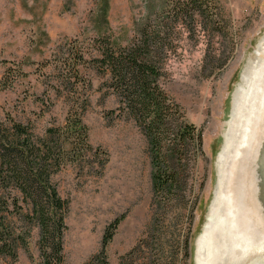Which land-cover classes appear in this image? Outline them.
<instances>
[{
  "label": "rangeland",
  "instance_id": "1",
  "mask_svg": "<svg viewBox=\"0 0 264 264\" xmlns=\"http://www.w3.org/2000/svg\"><path fill=\"white\" fill-rule=\"evenodd\" d=\"M180 1L0 0V120L9 115L42 133L64 123L71 93L87 94L88 140L107 156L101 173L99 159L88 153L51 175L68 199L63 264L95 253L105 227L120 216L104 247L115 264L150 221L155 205L145 136L136 120L118 114L119 96L90 57L107 43H133L141 29L156 25L164 49L160 85L202 134L176 203L167 260L189 263L190 237L193 264H264V0H214L218 11L211 15L175 13ZM76 51L82 58L74 62ZM250 60L233 118L234 92ZM226 133L220 207L205 232ZM37 231L14 259L0 255V264H39Z\"/></svg>",
  "mask_w": 264,
  "mask_h": 264
},
{
  "label": "trees",
  "instance_id": "2",
  "mask_svg": "<svg viewBox=\"0 0 264 264\" xmlns=\"http://www.w3.org/2000/svg\"><path fill=\"white\" fill-rule=\"evenodd\" d=\"M179 4L175 13L182 15L195 10L208 15L218 11L214 0H184ZM159 30L158 25L141 29L133 43H107L90 57L108 78L107 86L119 96L118 114L123 112L139 125L150 162L151 205L155 207L146 228L115 264H172L165 250L178 217L176 203L183 197L193 154L202 142L200 130L184 118L180 104L160 85L164 49ZM71 57L80 61L82 54L76 51ZM72 76L76 78V70ZM69 102L64 123L50 125L42 133H34L28 124L9 115L0 120V255L14 259L18 249L27 247L31 230L37 227L39 264H63L68 199L58 193L51 175L67 161L79 165L88 153L99 159L101 173L107 159L105 151L89 143L82 120L88 95L71 93ZM170 211L174 212L168 215ZM119 218L109 222L99 249L81 264H112L104 247ZM184 241L189 247V263L184 264H193L190 237Z\"/></svg>",
  "mask_w": 264,
  "mask_h": 264
},
{
  "label": "bare ground",
  "instance_id": "3",
  "mask_svg": "<svg viewBox=\"0 0 264 264\" xmlns=\"http://www.w3.org/2000/svg\"><path fill=\"white\" fill-rule=\"evenodd\" d=\"M256 61V60H254ZM262 61V60H261ZM253 62L252 60L249 61V63L247 64V67L245 68V70L243 71V74L241 76V84L236 88L235 92H234V106H233V110H232V117L234 118V116H236V113H237V110L240 106V99H241V94L243 96V93L245 92V88H244V85H246L247 81H248V75L250 71V68L253 67ZM254 70V69H253ZM252 71V70H251ZM253 72V71H252ZM257 79V78H256ZM251 80V79H250ZM249 82V81H248ZM248 84V83H247ZM255 84V83H254ZM253 84V86H254ZM247 86V85H246ZM250 86V85H249ZM252 86V85H251ZM253 88V87H252ZM249 92V90H248ZM248 94V93H247ZM246 97V96H245ZM243 98V97H242ZM252 98V97H251ZM242 101V100H241ZM232 118V119H233ZM245 119V118H244ZM233 122V121H232ZM229 133H226L225 135V144L223 146V149L221 151V153H219V157H218V160H217V169H218V181H217V189L215 191V195H214V200L210 206V214H209V221L207 222V225H206V230L205 232L210 228V225L211 223L213 222L214 220V217L216 216V213H218V210H219V207H220V199H221V185H222V177H223V163H224V159H226V155L228 153V150H229V147H230V140H229ZM226 162V161H225ZM227 171V169H226ZM224 176H225V173H224ZM225 179V178H224ZM223 187V186H222ZM227 211V210H226ZM225 216V215H224ZM218 217H216V220H217ZM222 220V219H221ZM220 220V221H221ZM212 221V222H210ZM217 223V222H216ZM204 231V230H203ZM204 236H200L198 241H199V246L201 245L202 243V238ZM203 244V243H202ZM199 248V247H198ZM202 250V249H200ZM205 252V251H204ZM203 252V254H205ZM215 257V256H214ZM205 259V258H204ZM215 262V261H214Z\"/></svg>",
  "mask_w": 264,
  "mask_h": 264
},
{
  "label": "water",
  "instance_id": "4",
  "mask_svg": "<svg viewBox=\"0 0 264 264\" xmlns=\"http://www.w3.org/2000/svg\"><path fill=\"white\" fill-rule=\"evenodd\" d=\"M226 251V250H225ZM225 254V253H224ZM223 256V255H222ZM222 256H221V258H222Z\"/></svg>",
  "mask_w": 264,
  "mask_h": 264
}]
</instances>
